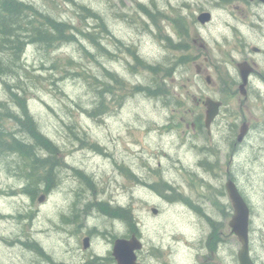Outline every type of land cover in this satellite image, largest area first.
Returning <instances> with one entry per match:
<instances>
[{
    "label": "rangeland",
    "instance_id": "374dc122",
    "mask_svg": "<svg viewBox=\"0 0 264 264\" xmlns=\"http://www.w3.org/2000/svg\"><path fill=\"white\" fill-rule=\"evenodd\" d=\"M23 1L71 24L77 38L55 49L29 46L21 58L22 69L7 77L11 86L25 88L20 95L40 131L58 148L57 163L40 169L19 154L0 153V264H48L33 241L44 244L57 259H62L65 245L67 251L74 249L76 239L82 241L78 256L84 261L112 255L115 239L134 231L127 220L105 217L92 208L88 228L83 220L82 240L71 243L57 231L77 198L82 208L104 202L129 210L145 246L138 259L172 256L188 263L198 259L199 252L208 255V242L218 232L226 259H231L240 245L228 227V175L236 176L252 208L253 256L262 257L259 263L264 264V135H252L232 158L231 134L215 127L209 136L206 108L195 99L205 98L208 76L214 86L230 81L237 64L245 60L256 66L254 79H264V5L245 0ZM82 5L103 16L106 31L80 9ZM204 11L213 17L201 25L197 16ZM145 64L160 66V71L155 74ZM107 71L126 84L115 85ZM107 84L113 93L104 92ZM158 84L163 88L156 96L136 91L137 86ZM99 97L106 103L102 116L93 113ZM6 109L14 114L20 110L0 81V110L6 114ZM227 114L224 122L235 116L229 110ZM3 117L8 131H18L15 120ZM40 154L47 157L45 150ZM211 154L218 156L219 164L206 165ZM51 169L54 188L44 181L36 184V177ZM33 172L38 176L29 179ZM115 212L124 216L123 211ZM223 212L226 227H219ZM89 232L94 234L92 248L85 250L83 238ZM96 264L113 262L103 259Z\"/></svg>",
    "mask_w": 264,
    "mask_h": 264
},
{
    "label": "trees",
    "instance_id": "16d2710c",
    "mask_svg": "<svg viewBox=\"0 0 264 264\" xmlns=\"http://www.w3.org/2000/svg\"><path fill=\"white\" fill-rule=\"evenodd\" d=\"M80 9L84 13L91 15V18L97 20L101 28L105 31L107 30V23L102 15L93 12L92 9L83 5L80 6ZM74 30H76V28L71 24L54 17L35 3L25 2L23 0H0V81L6 85L10 96L13 97L20 109L16 114L10 113L11 111L9 109H6V114L2 113L0 110V153L13 152L19 154L32 164L30 165L32 168L35 167L40 169L45 166H53L56 164V149L58 147L40 131L24 99L25 97L20 95L22 92H25V88L18 85L16 87L11 86L7 77L12 73H16L17 75L18 70L22 69L21 58L24 57L29 46L45 49L59 48L65 44L76 41L77 33ZM79 32L84 34L82 31ZM86 36L91 37V35ZM167 40L172 41L171 37H168ZM97 45L101 46L99 44ZM133 53L135 60L142 63L139 55L136 52ZM145 65L149 71L155 74L160 71V66ZM107 76L115 85L123 86L124 83L126 84L124 79L118 78L113 72L107 71ZM162 88V84H158L155 87L137 86L136 91L145 92L150 96H156L161 94ZM104 92L113 93L110 84H107ZM99 98L98 105L93 110V113L102 116V114L105 113L104 108L106 103L104 97ZM123 98L122 96L121 99ZM1 106L5 108L6 104L1 102ZM4 115L17 122L18 131L10 132L6 129L3 123L5 120L3 117ZM94 147L96 149L99 148L98 145H94ZM41 150L46 151L47 157L41 156ZM36 175L37 174L34 172L28 174L29 179ZM36 178H34L36 180L33 179L36 184L43 181L46 183L55 181L52 169L47 171V174ZM83 179L90 185H94L90 178L83 176ZM28 185L30 184L26 185V189ZM33 190L36 189L33 188ZM30 195L35 196L36 193H30ZM105 207L107 211H110V206L105 205ZM113 211L114 215L118 216L117 212H115L116 209L113 208ZM128 215L130 226L136 231L133 216L131 213Z\"/></svg>",
    "mask_w": 264,
    "mask_h": 264
},
{
    "label": "flooded vegetation",
    "instance_id": "af4514ba",
    "mask_svg": "<svg viewBox=\"0 0 264 264\" xmlns=\"http://www.w3.org/2000/svg\"><path fill=\"white\" fill-rule=\"evenodd\" d=\"M246 2L256 3L258 1H248ZM260 3V2H259ZM262 4V3H261ZM264 5V4H263ZM258 50V49H257ZM244 62L249 63L247 60ZM239 64V63H238ZM237 64V74L234 76L229 77L230 81L222 80L219 82L217 86H214L211 78L208 76L206 78L207 83L209 84L210 88L208 87V92L205 94V98H195L198 100V103H201L206 108L205 118H204V127L207 129V134L211 136L213 134V131L215 127L223 128L226 132L231 134L230 138V153L232 154V158H235L237 154H239L242 150V148L247 145L251 139L252 135H264V79H254V76L256 75V66L255 64H250L247 69L249 70L248 79L243 80L241 71ZM256 82H258L261 85H256ZM219 93V96L215 95V91ZM208 100H213L214 102H217L219 104L218 106V112L217 115L208 123L207 126V117L209 112V107L206 105ZM227 110L234 112L235 116H230L231 119L227 122H224L225 117L229 116L227 114ZM249 113V114H247ZM195 126V124L193 125ZM243 135V136H242ZM214 147V146H212ZM212 147H208V150H213ZM218 151V150H216ZM263 150H259L258 155H261ZM214 161L219 164V159L216 154H211V160L207 159V165ZM79 170L81 173L80 169ZM236 178L235 175L229 176L228 180H231L232 182L236 183L234 178ZM226 182V183H227ZM238 186V184L236 183ZM239 187V186H238ZM225 191H226V184H225ZM240 189V188H239ZM76 204H73L72 206H69V210L67 213H64L61 220V223L58 225L60 232L62 235H64V238L67 241H70L71 243L74 241L75 238L81 237L82 240V229H83V220H86L85 227L88 228V222L87 220L91 217V214L88 210H91L92 208L97 209L101 211L103 216H113L112 213H108L106 211H103L98 207L99 203L92 204L88 208H82L78 206L77 200ZM111 204V203H110ZM120 211H123V214H125V210L120 208ZM233 214V211H232ZM224 220L221 222V226L219 227H226V212H223ZM119 219V218H117ZM121 220L125 221L124 218H120ZM214 229V228H213ZM254 219L253 214L251 213V222H250V248L251 253L252 249L254 247ZM93 232L96 231V229H92ZM93 233L89 232L84 236L89 237L92 240ZM136 235V234H133ZM131 232H129L126 235H123L121 238L130 239ZM84 238H83V247H84ZM35 241L32 242L34 246H38V250L42 252L43 258L46 259L48 264H51L52 262H56V264H68L69 262L72 264H96L99 260L103 259H109L113 262V264H117L116 258L113 255H110L109 257H102L99 255L90 256L88 259H94V260H87L84 261L83 255L78 256L79 253L82 254V241L78 239L74 242V249L70 251H67L69 248L65 245L63 247L64 253H62V259H57L56 256L52 255L49 251V248H47L44 244H41L39 242L35 243ZM223 238L221 237L220 233L214 234L212 236L210 242H208V255L204 256V253L199 252L198 259H188V263L184 262V259H174L172 256H170V259H164L160 256L154 255L153 258L155 259H138L139 264H225L226 262L228 264H240L238 257L231 256V259H226L225 255V244H223ZM30 247V242L28 243ZM92 248V241L91 246L88 249L85 250H91ZM145 250V246H143L142 250L140 251L141 254H143ZM70 252V256L68 255ZM210 253V254H209ZM56 254V251H55ZM218 254V255H216ZM78 259V260H77ZM256 259H263L262 257H255L253 260L257 263ZM78 261V262H76ZM258 264V263H257Z\"/></svg>",
    "mask_w": 264,
    "mask_h": 264
},
{
    "label": "water",
    "instance_id": "95a60500",
    "mask_svg": "<svg viewBox=\"0 0 264 264\" xmlns=\"http://www.w3.org/2000/svg\"><path fill=\"white\" fill-rule=\"evenodd\" d=\"M255 1V0H250ZM264 3V0H259ZM198 20L202 24H206L211 20V14L209 12H204L199 15ZM248 64L242 63L239 65L243 80L248 78L249 70L247 69ZM206 105L209 107L208 123L217 115L219 104L214 101L208 100ZM243 136V135H242ZM227 191L231 199L232 205L234 207V215L229 225L232 228L233 233L238 237L239 242L241 243V249L238 253L239 260L241 264H254L249 247V223H250V210L246 204L244 198L239 193L236 185L233 182L227 183ZM154 213H157V210H153ZM90 246V239L86 238L84 240V247L88 248ZM142 248L141 242L132 238L131 240L119 239L115 243L113 255L116 258L118 264H138L136 251Z\"/></svg>",
    "mask_w": 264,
    "mask_h": 264
},
{
    "label": "bare ground",
    "instance_id": "6f19581e",
    "mask_svg": "<svg viewBox=\"0 0 264 264\" xmlns=\"http://www.w3.org/2000/svg\"><path fill=\"white\" fill-rule=\"evenodd\" d=\"M40 248V247H39Z\"/></svg>",
    "mask_w": 264,
    "mask_h": 264
}]
</instances>
